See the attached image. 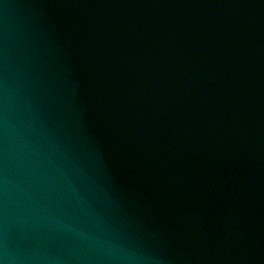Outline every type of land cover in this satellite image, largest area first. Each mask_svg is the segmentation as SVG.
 I'll return each instance as SVG.
<instances>
[{
  "label": "water",
  "instance_id": "95a60500",
  "mask_svg": "<svg viewBox=\"0 0 264 264\" xmlns=\"http://www.w3.org/2000/svg\"><path fill=\"white\" fill-rule=\"evenodd\" d=\"M0 264H264V0H0Z\"/></svg>",
  "mask_w": 264,
  "mask_h": 264
}]
</instances>
